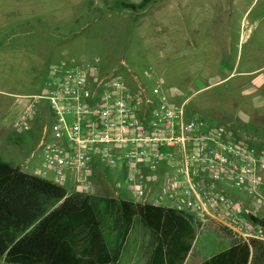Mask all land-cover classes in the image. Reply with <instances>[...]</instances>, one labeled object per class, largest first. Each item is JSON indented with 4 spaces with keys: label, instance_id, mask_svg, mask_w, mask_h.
<instances>
[{
    "label": "rangeland",
    "instance_id": "obj_1",
    "mask_svg": "<svg viewBox=\"0 0 264 264\" xmlns=\"http://www.w3.org/2000/svg\"><path fill=\"white\" fill-rule=\"evenodd\" d=\"M118 1L142 0H0V113L6 115L0 157L36 174L47 100L38 99L28 129L14 123L22 97L43 95L50 67L63 59L90 61L100 75L119 78L130 91L151 90L159 82L188 117L205 116L226 140L261 148L264 140H251L232 122H264V0H150L138 10L118 8ZM93 172L86 192L143 201L130 194L121 169ZM62 185L68 192L79 187L71 177ZM221 226L200 224L184 264H198L230 246Z\"/></svg>",
    "mask_w": 264,
    "mask_h": 264
},
{
    "label": "built area",
    "instance_id": "obj_2",
    "mask_svg": "<svg viewBox=\"0 0 264 264\" xmlns=\"http://www.w3.org/2000/svg\"><path fill=\"white\" fill-rule=\"evenodd\" d=\"M49 75L43 95L22 97L14 123L28 129L38 99L47 100L37 175L60 184L71 177L86 192L93 167L118 168L133 197L148 201L152 194L148 202L186 211L196 223L211 220L243 240L264 242V144L247 148L226 140L209 118L187 117L159 82L130 91L90 61L73 59L53 64Z\"/></svg>",
    "mask_w": 264,
    "mask_h": 264
},
{
    "label": "trees",
    "instance_id": "obj_3",
    "mask_svg": "<svg viewBox=\"0 0 264 264\" xmlns=\"http://www.w3.org/2000/svg\"><path fill=\"white\" fill-rule=\"evenodd\" d=\"M149 1L116 5L138 10ZM232 124L245 136L264 140V122ZM199 227L186 211L124 194L68 192L0 157V260L6 263L124 264L135 256V264H183ZM221 227L230 246L198 264H264L263 241L243 240Z\"/></svg>",
    "mask_w": 264,
    "mask_h": 264
},
{
    "label": "crops",
    "instance_id": "obj_4",
    "mask_svg": "<svg viewBox=\"0 0 264 264\" xmlns=\"http://www.w3.org/2000/svg\"><path fill=\"white\" fill-rule=\"evenodd\" d=\"M1 91V90H0ZM171 101V100H170ZM256 104V103H255ZM257 105V104H256ZM187 117L189 116V115H186ZM5 123H6V115L4 114V112H2V113H0V146L1 145H3L4 144V139H5V135H6V132H5ZM248 137V136H247ZM248 138H250L251 140H253V141H257V140H254V139H252L251 137H248ZM9 138H7V140H8ZM192 248V247H191ZM191 250V249H190ZM190 252V251H189ZM189 254V253H188ZM187 257H188V255H187ZM187 257H186V259H187ZM185 259V260H186ZM184 263H185V261H184ZM183 263V264H184Z\"/></svg>",
    "mask_w": 264,
    "mask_h": 264
}]
</instances>
